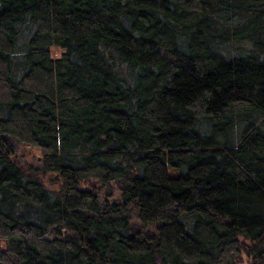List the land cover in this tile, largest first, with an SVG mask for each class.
<instances>
[{
  "label": "trees",
  "instance_id": "1",
  "mask_svg": "<svg viewBox=\"0 0 264 264\" xmlns=\"http://www.w3.org/2000/svg\"><path fill=\"white\" fill-rule=\"evenodd\" d=\"M242 251L264 264V0H0V264Z\"/></svg>",
  "mask_w": 264,
  "mask_h": 264
},
{
  "label": "rangeland",
  "instance_id": "2",
  "mask_svg": "<svg viewBox=\"0 0 264 264\" xmlns=\"http://www.w3.org/2000/svg\"><path fill=\"white\" fill-rule=\"evenodd\" d=\"M63 51L59 48H53L51 49V56L53 58L59 56ZM16 152L14 154V160L17 161L22 168L26 167H32L35 169H38L41 165V152L40 149H36L34 147H30L27 145H21L19 144L16 147ZM42 181L44 182V185L48 189L56 190L58 189L60 185V181L58 180L56 175L53 174H45L43 176ZM111 195L106 189H102L99 191V200L102 202L103 200H109V201H118L120 196V190L117 189V187L111 186ZM99 188V187H98ZM133 217L130 219V226H131V233L138 235L139 233L143 234H152L153 226H146L143 227L140 222H138L136 213H133ZM48 238H52L51 232H49ZM236 264H252L248 257L246 256V253L242 251L238 258H235Z\"/></svg>",
  "mask_w": 264,
  "mask_h": 264
}]
</instances>
